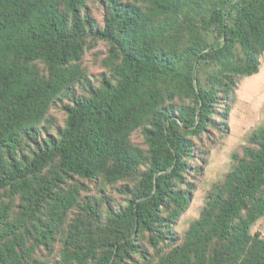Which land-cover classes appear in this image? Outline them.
<instances>
[{
  "label": "trees",
  "instance_id": "obj_1",
  "mask_svg": "<svg viewBox=\"0 0 264 264\" xmlns=\"http://www.w3.org/2000/svg\"><path fill=\"white\" fill-rule=\"evenodd\" d=\"M263 54L264 0H0V264H264V125L176 231Z\"/></svg>",
  "mask_w": 264,
  "mask_h": 264
},
{
  "label": "rangeland",
  "instance_id": "obj_2",
  "mask_svg": "<svg viewBox=\"0 0 264 264\" xmlns=\"http://www.w3.org/2000/svg\"><path fill=\"white\" fill-rule=\"evenodd\" d=\"M92 56V53L87 54L86 63L92 70H95L96 68H93L92 65ZM262 66H264V59ZM251 78L254 77L243 78L237 85L236 102L230 111L227 131L225 134L217 133L215 136L216 144L210 150L204 175L198 179L188 209L176 226L179 236H183L189 224L199 217L207 192L214 184L220 182L231 169L232 153L246 144L252 131L264 125V85ZM53 114L58 117V122L61 123V113L54 109ZM250 232L251 234L259 233L264 238V216L255 222Z\"/></svg>",
  "mask_w": 264,
  "mask_h": 264
},
{
  "label": "crops",
  "instance_id": "obj_3",
  "mask_svg": "<svg viewBox=\"0 0 264 264\" xmlns=\"http://www.w3.org/2000/svg\"><path fill=\"white\" fill-rule=\"evenodd\" d=\"M263 59H264V54H263L262 58L260 59V70H259V73L257 75H255V76H252L254 78H251V79H253V81L256 80V82L260 81L264 85V68H263L264 66H262L263 65Z\"/></svg>",
  "mask_w": 264,
  "mask_h": 264
}]
</instances>
